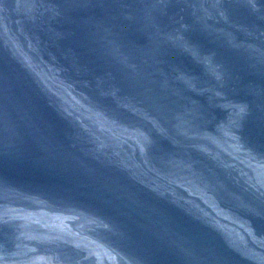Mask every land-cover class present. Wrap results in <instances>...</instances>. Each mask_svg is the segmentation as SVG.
I'll list each match as a JSON object with an SVG mask.
<instances>
[{
  "label": "water",
  "instance_id": "water-1",
  "mask_svg": "<svg viewBox=\"0 0 264 264\" xmlns=\"http://www.w3.org/2000/svg\"><path fill=\"white\" fill-rule=\"evenodd\" d=\"M0 264H264V94L192 0H0Z\"/></svg>",
  "mask_w": 264,
  "mask_h": 264
}]
</instances>
